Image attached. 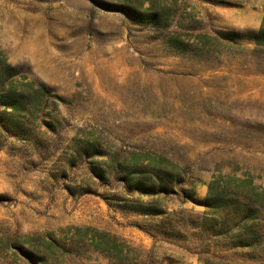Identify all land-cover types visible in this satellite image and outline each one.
Segmentation results:
<instances>
[{"label": "rangeland", "instance_id": "1", "mask_svg": "<svg viewBox=\"0 0 264 264\" xmlns=\"http://www.w3.org/2000/svg\"><path fill=\"white\" fill-rule=\"evenodd\" d=\"M263 17L264 0H0L24 100L0 101L17 122L0 126V264H264V208L230 178L264 190ZM138 165L166 191L126 190Z\"/></svg>", "mask_w": 264, "mask_h": 264}, {"label": "trees", "instance_id": "2", "mask_svg": "<svg viewBox=\"0 0 264 264\" xmlns=\"http://www.w3.org/2000/svg\"><path fill=\"white\" fill-rule=\"evenodd\" d=\"M134 14H135L134 15L135 21L139 23L145 24L147 22H152L153 24L158 25V26L167 25L168 23L167 22L168 20L167 19L163 20L157 12L153 14H149V13L143 14L141 12H134ZM229 36L233 37V34H229ZM209 39L211 38L209 37ZM255 44L257 46H264V17L262 19L261 27L259 28V30L257 31L255 35ZM18 72L19 71L17 70L15 66H12L11 64L7 63L5 59H3V66L0 68V90L7 88V93L3 97H2L3 94L2 93L0 94V101L1 100L7 101L5 102L6 105L8 107L13 108V110H15L16 112L19 110V105H21L24 102V100L19 96L17 87L12 82L9 83L8 79L14 77ZM34 85H35L34 82L22 83L23 88H28L30 91H32V93L36 95L37 104H42L45 94L49 93V89L45 87L44 85H40V88H35ZM16 124L17 122H12L8 124V122H5L0 117L1 128L5 129L8 132H10L11 126L14 125L16 127ZM158 158L162 161L169 162V160L165 157L160 156ZM149 166L155 167L156 165H154V162L152 161ZM138 167H140V165L133 166L129 171L124 172L121 180L123 181L124 188L126 190L128 191L136 190V191L147 193V194L151 193V195L159 194L162 191L164 192L166 191L165 190L166 188H164L165 186H163L164 184H162V182H160L158 178H153L152 176H149V177L145 176ZM91 172L93 176L102 177L100 176L99 172L94 168L91 169ZM230 178L232 181L236 182L237 188L245 189L244 188L246 187L245 185L247 184L250 185L251 186L250 192L253 195V198L249 197L250 196L249 194H245V195H248L247 197L250 198V201L252 202V204L257 205L259 208H264V190H260L261 189L260 187L253 185L252 180H245V179H242L236 176H230ZM182 181H183L182 178H180L178 175L168 178V180H166V182H170V183L173 182L175 184H179ZM155 189H158V190L156 191ZM152 190L155 192H151ZM234 193L244 194L243 192H237V191H235ZM222 194H223V191L219 193L215 192L213 189V186L210 185L208 196L206 197L204 201V205L206 207H212V208L219 209V206H218L219 204L217 203H220L222 201ZM152 213H158V211L152 212ZM77 229L78 231H82L81 228H77ZM98 233H101V232H98ZM53 234L54 233H49L48 235L51 238L50 242H51L52 248L54 249L58 247V245H57L56 240H54L53 238ZM245 245H251V244H245ZM94 246L97 249H101V250L105 249L101 246V244L96 243V242L94 243ZM20 249L24 251V254L27 256V258L29 259L33 258L32 251L31 252L26 251L22 246L20 247Z\"/></svg>", "mask_w": 264, "mask_h": 264}]
</instances>
